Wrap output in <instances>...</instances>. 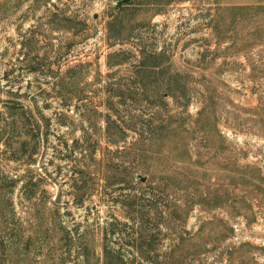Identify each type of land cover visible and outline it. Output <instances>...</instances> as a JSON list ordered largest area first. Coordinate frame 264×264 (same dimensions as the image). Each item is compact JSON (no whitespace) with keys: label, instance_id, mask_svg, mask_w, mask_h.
<instances>
[{"label":"rangeland","instance_id":"374dc122","mask_svg":"<svg viewBox=\"0 0 264 264\" xmlns=\"http://www.w3.org/2000/svg\"><path fill=\"white\" fill-rule=\"evenodd\" d=\"M0 231V264H264V0H0Z\"/></svg>","mask_w":264,"mask_h":264},{"label":"trees","instance_id":"16d2710c","mask_svg":"<svg viewBox=\"0 0 264 264\" xmlns=\"http://www.w3.org/2000/svg\"><path fill=\"white\" fill-rule=\"evenodd\" d=\"M140 238H142V237H140ZM141 242H142V240H141ZM1 244H2V236H1V231H0V246H1Z\"/></svg>","mask_w":264,"mask_h":264},{"label":"water","instance_id":"95a60500","mask_svg":"<svg viewBox=\"0 0 264 264\" xmlns=\"http://www.w3.org/2000/svg\"><path fill=\"white\" fill-rule=\"evenodd\" d=\"M129 0H124V3H127Z\"/></svg>","mask_w":264,"mask_h":264}]
</instances>
